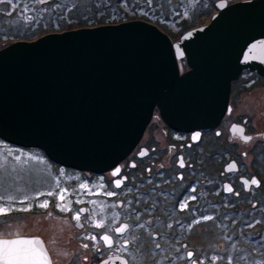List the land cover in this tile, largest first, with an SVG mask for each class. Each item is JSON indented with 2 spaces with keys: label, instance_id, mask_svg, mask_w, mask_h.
Wrapping results in <instances>:
<instances>
[{
  "label": "water",
  "instance_id": "95a60500",
  "mask_svg": "<svg viewBox=\"0 0 264 264\" xmlns=\"http://www.w3.org/2000/svg\"><path fill=\"white\" fill-rule=\"evenodd\" d=\"M244 69L264 77V0L219 6L176 41L138 19L15 40L0 48V139L66 168L117 175L155 109L175 131L211 130ZM16 238L42 241L0 239Z\"/></svg>",
  "mask_w": 264,
  "mask_h": 264
},
{
  "label": "flooded vegetation",
  "instance_id": "af4514ba",
  "mask_svg": "<svg viewBox=\"0 0 264 264\" xmlns=\"http://www.w3.org/2000/svg\"><path fill=\"white\" fill-rule=\"evenodd\" d=\"M120 1L113 0L112 5ZM240 1L244 0H128L129 5L143 12L106 23L138 19L157 26L170 37H180L207 24L205 19L210 21L219 6ZM245 74L255 80H243ZM247 89L252 100L243 99ZM234 127L251 139L246 142L239 132L234 134ZM232 165L234 169L229 170ZM119 167L117 175L110 171L80 172L52 162L38 148L16 146L0 139V187L4 172L8 187L5 198L0 189V207L10 209L0 216L5 217L8 228L27 229L1 237L41 238L52 264H63V260L59 262L54 257L57 240L50 238L48 246L43 237H87L89 245L84 248L89 249L91 256L89 262L84 258L85 264H99L115 256L125 257L130 264L129 255L123 254L131 245L130 237H135L137 243L141 237H149L148 249L140 247V252L163 245L160 251L166 258L184 256L183 249L169 253L164 249H169L168 240L178 235L173 232L191 221L198 228L188 237H211L210 228L217 230L222 226L233 232L237 240L264 237V77L242 70L230 84L224 115L211 130L175 131L155 109L137 146ZM253 179L257 184L251 183ZM49 192L53 195H47ZM61 192L63 201L58 198ZM44 202L47 207H39ZM62 204L68 210L62 211ZM114 206L117 211L112 209ZM25 208L30 210H21ZM77 213L79 221L73 219ZM93 221H102L101 226L96 227ZM123 223L127 227L121 235L116 229ZM201 224L208 227L204 229ZM104 235L111 237V248L101 239ZM186 241L183 237L180 245L171 244L179 247ZM185 253V259L177 264H200L189 260V253L194 252ZM140 257L149 259L142 260L143 264H156V256L155 260L152 255Z\"/></svg>",
  "mask_w": 264,
  "mask_h": 264
},
{
  "label": "rangeland",
  "instance_id": "374dc122",
  "mask_svg": "<svg viewBox=\"0 0 264 264\" xmlns=\"http://www.w3.org/2000/svg\"><path fill=\"white\" fill-rule=\"evenodd\" d=\"M112 3L113 0H0V48L16 38L30 40L49 33V31L57 32L72 28L96 26L130 18L134 14L143 12L142 9L129 5L128 0H121L117 5L116 3L112 5ZM205 20L209 22L207 18ZM171 38L174 41L179 39V37ZM179 63L183 65L180 72L187 69L184 58L181 61L179 60ZM243 78V80H255L253 76L247 74ZM250 92L247 89L243 93L244 100H252ZM0 189L3 198H5L8 195L6 172H4V184ZM113 208H115L114 211H117L115 206ZM7 226L5 217L0 216V238H4L1 237L4 235L24 233L27 230L24 226H19V229L8 228ZM182 227L184 228L176 229L173 232L178 234L177 236L173 235L168 243L165 242L168 244L169 249H164V251L169 253L171 250L183 249L182 254L184 256L166 258L163 250L160 251L163 245H160L159 249L154 246L152 249L140 252V247L147 248L149 237H141L138 239L140 243H137L135 237H130L131 245L123 250V254L129 255L130 264H143L142 260L149 261L147 258L140 257L142 255H152L153 260L156 256V264H177L181 259H185V252L188 250L194 252L189 260L194 259L200 264H264V237L237 240L238 237H233L234 233L224 226L219 227L217 230L210 228L211 237H188L192 230L198 228L197 224L195 221H191ZM201 227L206 229L208 225L201 224ZM183 237H186V242L189 244L185 243L182 246L173 247L171 243L180 245V239H183ZM43 238L48 246L50 238L57 240L54 253V257H58L57 261L63 260V264H68L72 259V264H85L84 258H87L89 262L90 251L84 248V245H89V240H86L87 237ZM233 240L237 241L232 243ZM153 241H155V237H153ZM157 241L159 242V240ZM231 250L235 251L231 252ZM58 252H60L59 256H57Z\"/></svg>",
  "mask_w": 264,
  "mask_h": 264
},
{
  "label": "snow or ice",
  "instance_id": "6c2138e0",
  "mask_svg": "<svg viewBox=\"0 0 264 264\" xmlns=\"http://www.w3.org/2000/svg\"><path fill=\"white\" fill-rule=\"evenodd\" d=\"M30 19V18H29ZM251 51V50H250ZM234 134L239 132L241 134V138H243L246 142L251 139V137H243L242 129H236L233 128ZM234 165L230 166L229 170L234 169ZM252 184H257V181L253 179L251 181ZM245 184H247V181H245ZM116 186H120V182L117 181ZM81 187H86L85 185H81ZM228 191H231V188L228 189ZM47 195L51 196L53 195L52 192L47 193ZM108 195H112V193H109ZM61 201L64 200V193L61 192L58 197ZM27 199V198H25ZM23 203V201H21ZM39 207H47V202H44L39 205ZM61 210H68L66 205H60ZM183 207V206H182ZM23 211L30 210L28 208L21 209ZM10 209L0 207V214H5ZM73 219L79 221L80 216L79 213H77ZM208 219V218H205ZM95 223L96 227H100L101 223ZM126 225L122 226L120 228L116 229V232L118 234H123V232L126 229ZM91 239H95V237H91ZM101 239L105 242V244L108 247H112V240L109 238V236L104 235L101 237ZM87 247V245H85ZM191 253H189V257H191ZM0 264H51L47 251L45 250L43 246V242L38 238H16V239H0ZM107 264V262H105Z\"/></svg>",
  "mask_w": 264,
  "mask_h": 264
},
{
  "label": "clouds",
  "instance_id": "9594fccd",
  "mask_svg": "<svg viewBox=\"0 0 264 264\" xmlns=\"http://www.w3.org/2000/svg\"><path fill=\"white\" fill-rule=\"evenodd\" d=\"M68 30V29H67ZM64 31V30H63ZM61 32V31H60ZM35 39V38H34ZM15 41V40H14ZM13 42V41H12ZM45 245V244H44ZM46 247V246H45Z\"/></svg>",
  "mask_w": 264,
  "mask_h": 264
},
{
  "label": "trees",
  "instance_id": "16d2710c",
  "mask_svg": "<svg viewBox=\"0 0 264 264\" xmlns=\"http://www.w3.org/2000/svg\"><path fill=\"white\" fill-rule=\"evenodd\" d=\"M50 32V31H49Z\"/></svg>",
  "mask_w": 264,
  "mask_h": 264
}]
</instances>
